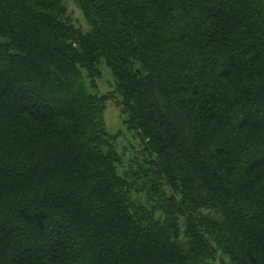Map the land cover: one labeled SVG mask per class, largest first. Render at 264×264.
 Masks as SVG:
<instances>
[{
    "label": "trees",
    "instance_id": "obj_1",
    "mask_svg": "<svg viewBox=\"0 0 264 264\" xmlns=\"http://www.w3.org/2000/svg\"><path fill=\"white\" fill-rule=\"evenodd\" d=\"M64 1L0 0V264H264V0Z\"/></svg>",
    "mask_w": 264,
    "mask_h": 264
},
{
    "label": "rangeland",
    "instance_id": "obj_2",
    "mask_svg": "<svg viewBox=\"0 0 264 264\" xmlns=\"http://www.w3.org/2000/svg\"><path fill=\"white\" fill-rule=\"evenodd\" d=\"M64 2L66 11L71 16L72 21L76 25L82 26V28L86 27L87 24L85 19L75 2L73 0H65ZM95 80L96 88L99 93H107L110 90L111 76L107 69H101ZM102 116L105 129L114 135V144L116 145L117 151L121 152L123 159H126L128 157L126 156L128 142L134 141H129V139H127L131 133L128 130L126 131L125 127L122 125L120 108L111 96L105 101Z\"/></svg>",
    "mask_w": 264,
    "mask_h": 264
}]
</instances>
